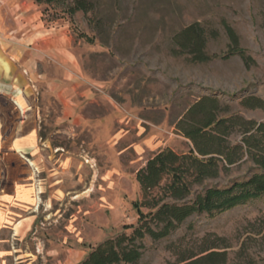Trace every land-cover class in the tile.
Instances as JSON below:
<instances>
[{
  "label": "rangeland",
  "instance_id": "rangeland-1",
  "mask_svg": "<svg viewBox=\"0 0 264 264\" xmlns=\"http://www.w3.org/2000/svg\"><path fill=\"white\" fill-rule=\"evenodd\" d=\"M37 1L45 19L65 25L73 39L77 68L59 78L66 85L70 76L69 84L77 85L81 118L78 124L65 115L68 93L51 97L41 135L52 146L45 162L58 169L59 195L48 191L49 209L42 207L34 233L17 244L18 257L4 250L11 244L0 245V264H78L99 243L138 224L137 172L162 149L191 150L176 123L201 96H217L224 115L264 121V109L241 104L249 95L264 99V0H90L93 11L74 15L66 8L72 0ZM197 21L217 33L206 48L214 59L205 63L172 53L174 33ZM227 25L249 64L238 54L221 57L235 45ZM55 146L63 148L60 154ZM251 166L243 161L193 189L229 185L247 177ZM222 207L191 216L166 238H146L137 264H179L205 239L228 252L226 264H264V195Z\"/></svg>",
  "mask_w": 264,
  "mask_h": 264
},
{
  "label": "trees",
  "instance_id": "trees-1",
  "mask_svg": "<svg viewBox=\"0 0 264 264\" xmlns=\"http://www.w3.org/2000/svg\"><path fill=\"white\" fill-rule=\"evenodd\" d=\"M66 6L70 15L95 8L90 0H72ZM226 30L235 45L221 57L228 59L238 54L249 64L251 57L239 47L234 30L229 25ZM216 34L199 21L191 23L172 36V53L187 55L193 63L209 62L214 57L206 48L209 37ZM241 104L249 109H264V99L256 95L245 96ZM226 111L212 94L201 96L188 107L176 128L191 142V150L178 153L165 148L147 160L136 175L142 192L141 200L135 204L140 216L138 224L130 233L122 232L99 243L78 264H137L143 257L146 238H166L195 214L213 215L221 206L227 209L264 195V121L240 114L224 115ZM235 133L240 134V139L233 141ZM243 161L252 164L251 173L244 179L194 191L195 186L220 178ZM142 208H147L148 213L144 214ZM216 247L205 239L198 253L182 255L179 264H226L228 252Z\"/></svg>",
  "mask_w": 264,
  "mask_h": 264
},
{
  "label": "crops",
  "instance_id": "crops-1",
  "mask_svg": "<svg viewBox=\"0 0 264 264\" xmlns=\"http://www.w3.org/2000/svg\"><path fill=\"white\" fill-rule=\"evenodd\" d=\"M73 47L66 26L45 19L37 0H0V245L11 244L8 257H18L17 244L34 233L42 207L49 209L48 191L59 195L58 169L45 162L52 146L41 129L51 97L65 92V115L79 124L77 85L59 78L77 68Z\"/></svg>",
  "mask_w": 264,
  "mask_h": 264
}]
</instances>
